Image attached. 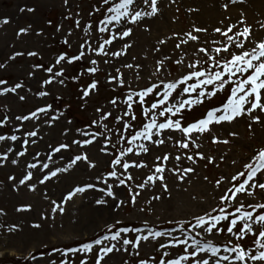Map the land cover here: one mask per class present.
<instances>
[{
  "label": "snow or ice",
  "instance_id": "obj_1",
  "mask_svg": "<svg viewBox=\"0 0 264 264\" xmlns=\"http://www.w3.org/2000/svg\"><path fill=\"white\" fill-rule=\"evenodd\" d=\"M237 2L243 0H227L220 7L227 10L229 4ZM63 4L67 11L64 19L72 18L74 27L82 32L76 50L71 54L67 50L60 51L44 63L30 64L29 78L37 79V72L41 73L34 92L39 102L26 113L6 114L0 118V128L11 126L9 132L0 134V142L7 145L6 150L0 152V167L6 165L10 154L15 157L10 160L11 165H17L18 158L28 153L27 146L32 148L30 159L33 162L26 163L19 176L8 175L7 179L13 192L23 187L29 193L39 192L49 203V212H41L40 220L51 218L52 213L62 214L66 202L89 190L100 194L93 195L91 204L106 206L113 212L124 205L135 206L141 190L157 186L160 189L159 193L149 196L145 204L162 199L164 194L170 196L167 174L174 177L179 189L182 183H191L196 172L191 165H196L198 160L206 161L205 167H219L217 157L200 151L202 144L198 142L205 134H210L213 145L228 144V139L213 132L215 126L231 124L244 117L252 122L249 129L253 123L264 126V34L253 35L252 25L246 22L243 12L235 22L225 24L221 20L220 26L213 27L210 34L208 28L193 25L189 32L172 31L170 36L158 38L151 51L160 52L161 46L171 39L175 55L165 54L156 60L155 72L149 73L147 82L141 85L133 83L131 78L126 80L114 61L133 46L130 37L136 27L144 32L151 30L143 19L158 13L157 0H96L87 15L98 14L97 19H88L83 24L79 13L74 17L67 10L69 0H63ZM19 11L31 13L33 8L21 7ZM225 19L230 20L227 16ZM7 23V17L0 19V24ZM45 23L51 25L52 21ZM260 27L264 28V24ZM61 29L62 24L55 25L57 33ZM31 30V25L19 27L15 34L19 37ZM42 31L36 29V35H41ZM72 34L73 28H68L61 36V43L69 50L72 44L68 37ZM189 42H193L191 56L194 59L178 76L161 78L165 61L184 65L189 51L181 46ZM21 55L44 59L40 52L26 50L24 53L14 51L8 60ZM132 61H136L135 56ZM101 62L109 65L115 74L105 71L99 77ZM133 62L122 63L121 67L135 70V79L140 81L143 65ZM74 64H79V69L69 75L68 69ZM4 67L5 64L0 63V69ZM69 83L76 87L78 107L82 111L99 95L102 84L118 94L107 98L103 104L97 103L89 119L80 126H73L72 117L65 111H70V105L54 107L48 101L53 95L52 85L66 88ZM5 85L6 81L0 79V96L11 93L20 102L26 101L27 97L18 92L24 89V84ZM53 100L61 101L62 96L57 93ZM197 109H200L199 114L193 115ZM61 119L65 125L60 132L63 140L37 148V143L47 135L46 129L54 127ZM227 135L235 137L237 133L229 131ZM97 157L103 159L104 168L93 177L95 182H77L61 193L59 200L51 198L46 188L40 191L39 186L57 178L58 174L97 169ZM224 159L220 154L219 160ZM57 160L62 163H55ZM202 179L211 186V200L201 196V205L206 204V207L201 206L198 212L184 219L163 221L172 227L161 230L157 225L150 226L146 220L137 227L113 218L104 223L102 234L87 242L63 249L53 246L39 251L36 256L29 251L23 259L34 264L41 261L43 264H104L110 256L124 253L133 258L134 264H264V146L254 149L241 169L232 174L221 173L212 180L205 175ZM119 189L126 190V195H119ZM257 191L259 199H256ZM31 208L30 202H23L15 211L26 213ZM139 211L143 212L144 208ZM148 211H152L151 207ZM3 214L4 210L0 209V215ZM31 227L39 229L41 224L33 223ZM18 228L17 224H12L6 231L15 232ZM148 244H151V252L141 256V249ZM70 254L76 259H71ZM120 264L130 262L121 259Z\"/></svg>",
  "mask_w": 264,
  "mask_h": 264
},
{
  "label": "rangeland",
  "instance_id": "obj_2",
  "mask_svg": "<svg viewBox=\"0 0 264 264\" xmlns=\"http://www.w3.org/2000/svg\"><path fill=\"white\" fill-rule=\"evenodd\" d=\"M227 2V0H218V9L220 5ZM253 0H243L229 4V8L233 7L238 11L234 16L228 15L229 19H225L226 12L223 9L222 16L205 18L200 16V10L196 3L185 2L184 0H157L158 13L152 18H144L143 23L148 24L150 27L149 32H144L142 28L136 27L131 39L133 46L127 50L126 54L122 57H117L114 61L115 67H120L124 78L128 80L131 78L133 83L143 85L147 82L149 73L155 72V61L161 59L165 54L174 56L172 52L173 40L169 39L167 43L161 46L160 52H152L151 48L155 45L158 38L162 36H170L172 31L176 32H189L193 25L199 27H206L211 33V29L215 26H220V21L223 20L225 24L235 22L239 19L241 12L245 14L246 8L252 13L250 17H245L246 22L252 25V32L254 36L264 34V28L260 24H264V2L262 9L256 11L251 8L250 4ZM96 3V0H69L67 10L74 14L79 13L81 24L88 19H97L98 14H93L88 17L87 13L91 11V5ZM21 7H32L33 12L27 11L20 12ZM67 15L66 6L63 0H0V19L7 17V24H0V63L5 64L3 69H0V79L6 81L5 86H12L16 82L24 84L23 90H18L20 94L27 97L25 102H20L15 94H5L0 96V118L3 115L14 116L25 112L33 105L39 102L38 98L34 97V92L37 90V79L41 73L37 72V79H32L27 76L30 71V64L33 62L44 63L51 59L55 54L60 51H75L82 32L76 29L73 25V19H64ZM46 20H51L52 24L45 23ZM62 24L61 32L55 31V25ZM31 25L32 30L21 36H16L19 27ZM68 28H73V34L69 36L72 44V49L69 50L66 45L61 43V36ZM42 29L41 35L37 36L35 30ZM201 36L205 34H200ZM86 38V37H85ZM112 47V46H110ZM189 51V55L184 58V65H172L170 61H165V69L163 76L171 79L173 76H178L187 64L194 59L191 56L193 42L187 45H182ZM26 50H36L41 53L43 60H37L34 57H27L21 55L8 60V57L15 51L24 53ZM146 53V56H145ZM136 57V61H132V57ZM103 58H101V61ZM133 62L143 65L140 70L141 80L136 81V71L128 68L121 67L122 63ZM102 71L98 74L99 77L104 75L105 71L112 72L111 67L101 62ZM79 69V64H74L68 69V74H74V70ZM171 69V71H169ZM112 74H115L112 72ZM155 79V77H153ZM83 82V81H81ZM30 88L31 91L27 89ZM119 91H123L120 89ZM52 96L48 97V101L53 103L54 107L67 103L70 105V111L65 110L73 119V126H80L83 121L90 118L94 106L97 103L103 104L107 98L112 95H117L118 92H111L101 85V90L98 96H94L88 103L86 110H80L78 107L79 100L76 93V87L69 83L66 88H61L58 85L51 86ZM59 93L62 96L61 101H54L53 96ZM7 107L8 111H5ZM200 109H197L193 115H198ZM252 123L244 117L234 123H225L222 126H215L213 132L221 137L229 140L228 144H215L210 142V134L198 141L202 144L200 151L206 155H214L217 157L216 163L219 167L208 165L205 167L206 161L198 160L196 165H191L196 169V172L191 180V183H182L180 188L177 189L176 181L171 174H167L169 191L171 195L164 194L160 200H150L148 204L144 201L154 193H159V187L149 190H141V194L137 199L135 206H122L118 211L113 212L108 207H99L91 204L93 195H100L92 190L85 194L77 195L72 200L64 205V212L52 213L51 218L40 220L39 214L41 212L48 213L50 205L45 201L39 192L29 193L25 188L21 187L19 192L11 190V182L8 181V175L19 176L24 170L26 163L33 162L30 159L32 154L31 146L28 153L23 157L18 158L19 163L15 166L11 165L10 160L15 158L10 154L9 160L6 165L0 167V209L4 210V214L0 215V264H34L32 261L23 259L29 251L34 256L39 251L50 250L53 246L57 248H65L77 246L81 242H87L91 238L102 234L103 225L105 222H111L113 218L120 219L124 224H133L137 227L141 226V221H148L149 225H157L161 230L172 227V225L165 224L163 221L170 219H184L190 213L199 211L201 206L200 197L204 196L207 200H211L210 189L211 186L205 182L203 176H208L209 180L218 178L221 173L225 175L232 174L235 170L241 169L242 164L247 162L253 154V150L264 146V126L261 123H253L252 128L249 129L248 125ZM64 125L63 119L55 123L54 127L46 129L47 135L43 137L36 145L37 148H44L48 143L63 140L60 136L62 127ZM10 125L0 128V134L9 132ZM229 131L237 133L235 137H229ZM14 144V142H8ZM7 145L5 142H0V152L6 150ZM18 148V145H16ZM15 150V149H14ZM196 151V149H192ZM223 154L225 159L223 162L219 160V155ZM38 159V158H37ZM99 160V167L93 171L77 170L70 173L58 174L57 178L46 182L44 186H39L40 191L43 192L46 188L47 194L59 200L61 193L65 192L70 186L77 182H95L93 177L97 172L104 168V161L102 158L97 157ZM235 161V163H233ZM61 164L60 161H55ZM135 171V170H134ZM147 172V169L143 170ZM35 180V176L33 177ZM187 189V191H185ZM119 195L125 196L126 190H117ZM195 196L196 199H192ZM245 199L252 200L251 197H244ZM260 198V193L257 191L256 199ZM30 202L32 208L29 212L18 213L15 207L20 203ZM109 203L111 200L109 199ZM143 207L144 211L139 209ZM151 207L152 211L148 209ZM39 223L41 227L34 229L31 224ZM12 224L19 226L15 232H8L6 228ZM46 246L45 247H42ZM145 252H151V244L146 245L141 249V256ZM83 255V254H80ZM153 255H156L153 253ZM70 258L75 260L76 257ZM39 259V257H38ZM92 255L89 256L91 261ZM121 259H128L130 264H134L133 258L127 257L124 253H117L110 256L104 264H120ZM43 264V261H41Z\"/></svg>",
  "mask_w": 264,
  "mask_h": 264
},
{
  "label": "bare ground",
  "instance_id": "obj_3",
  "mask_svg": "<svg viewBox=\"0 0 264 264\" xmlns=\"http://www.w3.org/2000/svg\"><path fill=\"white\" fill-rule=\"evenodd\" d=\"M185 2H190V3H196L200 10V16L205 17V18H210V17H220L222 16V11L223 9L221 8L222 11L218 9V0H184ZM264 0H253V4L251 5V8H255L256 11H259L262 9V4ZM234 8H228L225 10L227 13L226 16L232 15L234 16L238 11L233 10ZM245 17H250L251 12L249 11L248 8H246V11L244 12Z\"/></svg>",
  "mask_w": 264,
  "mask_h": 264
}]
</instances>
